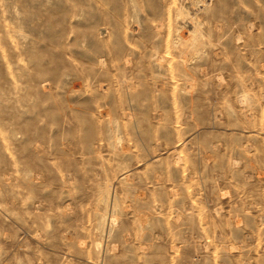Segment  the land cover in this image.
Segmentation results:
<instances>
[{"label":"rangeland","instance_id":"rangeland-1","mask_svg":"<svg viewBox=\"0 0 264 264\" xmlns=\"http://www.w3.org/2000/svg\"><path fill=\"white\" fill-rule=\"evenodd\" d=\"M0 264H264V0H0Z\"/></svg>","mask_w":264,"mask_h":264}]
</instances>
